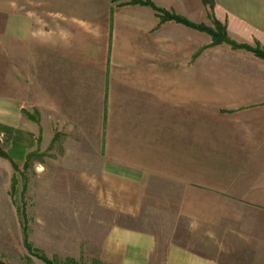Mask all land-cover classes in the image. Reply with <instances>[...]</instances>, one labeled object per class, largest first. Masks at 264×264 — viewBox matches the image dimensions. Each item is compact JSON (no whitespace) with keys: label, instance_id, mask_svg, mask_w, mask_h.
I'll return each instance as SVG.
<instances>
[{"label":"crops","instance_id":"0c3cea01","mask_svg":"<svg viewBox=\"0 0 264 264\" xmlns=\"http://www.w3.org/2000/svg\"><path fill=\"white\" fill-rule=\"evenodd\" d=\"M152 1L199 22L200 0ZM214 2L232 37L264 42V0ZM18 7L10 17L9 1L0 2L1 52H16L18 74L33 76L34 91L48 76V108L79 134L80 153L96 157L102 185L127 187L138 203L176 204L190 235L197 234L198 219L208 224L205 234H217L218 202L250 204L260 210H240L236 218L264 219V169L244 180L243 171L202 162V106L232 105L233 88L202 84L199 32L162 23L150 7L111 0H64L44 17ZM235 98L236 107L254 108L262 123L257 130L264 132V96ZM193 244L113 228L101 258L108 264H220Z\"/></svg>","mask_w":264,"mask_h":264},{"label":"rangeland","instance_id":"374dc122","mask_svg":"<svg viewBox=\"0 0 264 264\" xmlns=\"http://www.w3.org/2000/svg\"><path fill=\"white\" fill-rule=\"evenodd\" d=\"M8 1L10 17L16 15L18 5L24 8L21 14L44 17L46 10L64 2ZM200 1L197 23L164 11L213 31L218 22L228 40L216 44L207 33L192 29L200 33L202 84L233 88L232 105L202 106V162L233 169V174L243 171L244 180H252L264 169V132L257 130L262 123H257L254 108H238L234 100L264 96V60L253 53L264 52V42L232 37L226 23L216 17L214 0ZM111 2L120 7L141 6L129 5L131 0ZM1 51L0 44V264H108L101 258V248L113 228L194 243L196 249L216 255L220 264H264V229H260L264 219L236 218L240 210L260 208L218 202L214 204L219 216L217 234H205L208 224L198 219L197 234L190 235L188 220L177 218L176 204L138 203L129 188L102 185L105 180L96 157L80 153L79 134L65 126L64 115L55 120L48 108V76H41L42 89L34 91L33 76L18 74L16 52L10 51L7 57ZM260 86L263 90H257ZM208 242L216 244L217 251L207 247Z\"/></svg>","mask_w":264,"mask_h":264},{"label":"trees","instance_id":"16d2710c","mask_svg":"<svg viewBox=\"0 0 264 264\" xmlns=\"http://www.w3.org/2000/svg\"><path fill=\"white\" fill-rule=\"evenodd\" d=\"M204 1H207V0H204ZM129 5H141V6H145V7H150L154 12L157 13L158 18L160 19V21L162 23L174 21V22L181 24V25H184L188 28L207 33L209 36L212 37L214 43H216V44H222V43L228 42V40L226 39L225 29L218 22L215 23L216 31H213L209 28H206L203 25L192 24L188 20L181 18V17H178L176 15L171 16L169 14H166V12L164 10L157 8L150 0H146L145 3L140 2L138 0H131ZM253 53L257 57L264 60V52L263 51H260L257 49V50H254ZM28 248L31 249L30 246H28Z\"/></svg>","mask_w":264,"mask_h":264}]
</instances>
